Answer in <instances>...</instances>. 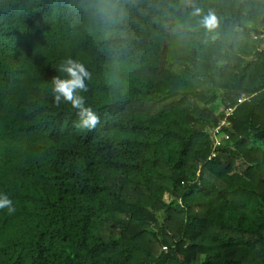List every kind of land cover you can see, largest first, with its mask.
I'll return each instance as SVG.
<instances>
[{"label":"trees","instance_id":"trees-1","mask_svg":"<svg viewBox=\"0 0 264 264\" xmlns=\"http://www.w3.org/2000/svg\"><path fill=\"white\" fill-rule=\"evenodd\" d=\"M0 194V264H264V0H0Z\"/></svg>","mask_w":264,"mask_h":264},{"label":"clouds","instance_id":"clouds-1","mask_svg":"<svg viewBox=\"0 0 264 264\" xmlns=\"http://www.w3.org/2000/svg\"><path fill=\"white\" fill-rule=\"evenodd\" d=\"M194 14L199 16L201 10L194 9ZM202 26L208 31H214L218 27V21L214 13L209 12L202 19ZM60 71L67 73V79L56 77L53 79V91L55 101L59 104L62 100L70 103L73 108L78 109V128L92 129L99 122V117L89 107H85V99L77 94L78 91H87L86 79L90 78V73L85 66L77 61L68 59L60 66ZM0 209H7L9 214H13L16 209L12 200L6 194H0Z\"/></svg>","mask_w":264,"mask_h":264},{"label":"built area","instance_id":"built-area-1","mask_svg":"<svg viewBox=\"0 0 264 264\" xmlns=\"http://www.w3.org/2000/svg\"><path fill=\"white\" fill-rule=\"evenodd\" d=\"M244 96H242L240 99H239V103H242L244 101ZM233 110L228 108L226 111H225V118L224 120H222L220 122V125L216 126L213 130H212V134L214 136V139H215V146H214V149H216L217 147L221 146L222 143H223V140H227L229 137L228 135H226L225 133V127L228 126V122L226 121L227 118L232 114Z\"/></svg>","mask_w":264,"mask_h":264}]
</instances>
